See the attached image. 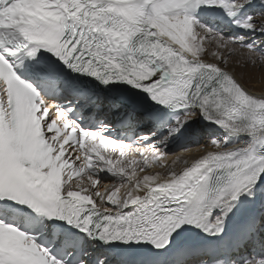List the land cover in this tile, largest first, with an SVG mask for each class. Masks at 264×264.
I'll list each match as a JSON object with an SVG mask.
<instances>
[{
	"label": "snow or ice",
	"instance_id": "snow-or-ice-1",
	"mask_svg": "<svg viewBox=\"0 0 264 264\" xmlns=\"http://www.w3.org/2000/svg\"><path fill=\"white\" fill-rule=\"evenodd\" d=\"M261 64L264 0H0V264H264Z\"/></svg>",
	"mask_w": 264,
	"mask_h": 264
},
{
	"label": "bare ground",
	"instance_id": "bare-ground-1",
	"mask_svg": "<svg viewBox=\"0 0 264 264\" xmlns=\"http://www.w3.org/2000/svg\"><path fill=\"white\" fill-rule=\"evenodd\" d=\"M229 70H232V68L230 67ZM236 71L239 72L241 70L237 69ZM243 71H245L246 75L242 82L248 90L258 96L264 94V64L259 65L257 68H248Z\"/></svg>",
	"mask_w": 264,
	"mask_h": 264
}]
</instances>
